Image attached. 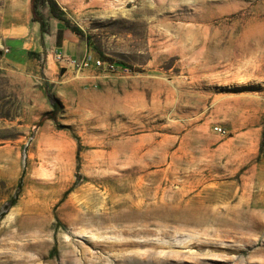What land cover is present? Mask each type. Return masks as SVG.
<instances>
[{
  "label": "rangeland",
  "instance_id": "rangeland-1",
  "mask_svg": "<svg viewBox=\"0 0 264 264\" xmlns=\"http://www.w3.org/2000/svg\"><path fill=\"white\" fill-rule=\"evenodd\" d=\"M35 6L0 0V264H264V138L235 173L193 114L264 112V0Z\"/></svg>",
  "mask_w": 264,
  "mask_h": 264
},
{
  "label": "crops",
  "instance_id": "crops-1",
  "mask_svg": "<svg viewBox=\"0 0 264 264\" xmlns=\"http://www.w3.org/2000/svg\"><path fill=\"white\" fill-rule=\"evenodd\" d=\"M38 32V23L32 21L27 33L35 36ZM56 47L68 50L64 40ZM51 55L52 53L47 51V56ZM215 107L216 112H193L198 117L197 127L206 132L208 137L216 139L215 148L223 151L222 158H232L230 163L233 172H244L243 168L250 160V152L258 155V144L264 138V112H248V96L243 94H222ZM216 125L222 127L224 132L215 131L213 127Z\"/></svg>",
  "mask_w": 264,
  "mask_h": 264
},
{
  "label": "built area",
  "instance_id": "built-area-1",
  "mask_svg": "<svg viewBox=\"0 0 264 264\" xmlns=\"http://www.w3.org/2000/svg\"><path fill=\"white\" fill-rule=\"evenodd\" d=\"M55 57L57 58L58 61L66 64L63 66L71 67L73 69H76L77 71L87 68L88 66H92L95 69L102 70L103 72L113 71L116 68V65L110 61H105L99 58L92 60V61H90L89 59H82L78 61L76 58L66 56V54L62 51L56 52ZM123 69H126V68H123ZM213 129L219 133L224 132V129L218 125L214 126Z\"/></svg>",
  "mask_w": 264,
  "mask_h": 264
},
{
  "label": "trees",
  "instance_id": "trees-1",
  "mask_svg": "<svg viewBox=\"0 0 264 264\" xmlns=\"http://www.w3.org/2000/svg\"><path fill=\"white\" fill-rule=\"evenodd\" d=\"M30 5H31V20L35 21L38 23L39 25V34L40 37H43V34L47 31V24L45 22V20L38 14L37 10H36V6H35V0H30ZM52 12L54 13V15H57L55 10L52 9ZM108 61L112 62L111 58H106ZM117 66H120L122 68L127 67L125 65V63L123 62H117L116 64ZM48 98L50 101V104L52 106V110L47 114V117L56 121L57 120V112L60 109V102L59 100L52 94L48 93ZM43 121V117L39 120V122ZM15 203V198H12L9 202V205L12 206Z\"/></svg>",
  "mask_w": 264,
  "mask_h": 264
},
{
  "label": "water",
  "instance_id": "water-1",
  "mask_svg": "<svg viewBox=\"0 0 264 264\" xmlns=\"http://www.w3.org/2000/svg\"><path fill=\"white\" fill-rule=\"evenodd\" d=\"M64 69H65V68H61V72H64Z\"/></svg>",
  "mask_w": 264,
  "mask_h": 264
}]
</instances>
